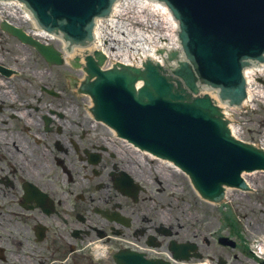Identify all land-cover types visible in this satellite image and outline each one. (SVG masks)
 <instances>
[{
	"label": "flooded vegetation",
	"instance_id": "flooded-vegetation-1",
	"mask_svg": "<svg viewBox=\"0 0 264 264\" xmlns=\"http://www.w3.org/2000/svg\"><path fill=\"white\" fill-rule=\"evenodd\" d=\"M49 71L0 79V264H119L124 253L134 264H248L207 218L185 229L159 160L71 109L65 77ZM172 241L196 243L188 251L201 258H176Z\"/></svg>",
	"mask_w": 264,
	"mask_h": 264
},
{
	"label": "water",
	"instance_id": "water-1",
	"mask_svg": "<svg viewBox=\"0 0 264 264\" xmlns=\"http://www.w3.org/2000/svg\"><path fill=\"white\" fill-rule=\"evenodd\" d=\"M30 1L45 23L52 20L50 9L55 19L67 18L71 35L81 33L97 4L106 6V0ZM171 1L186 16L189 34H183V39L192 44L190 60L178 61L170 75L150 59L143 68L117 63L103 70L100 66L106 58L96 51V58L86 56L89 76L81 91L91 94L96 118L140 149L175 162L190 174L203 197L218 202L227 186L249 188L242 173L264 169V150L231 135L234 120L228 121V113H222L211 96L197 95L199 82L240 80V54L264 48V0ZM3 29L34 45L48 61L63 62L53 45L34 40L8 23ZM177 56L172 52L170 59ZM138 80L144 81L139 89Z\"/></svg>",
	"mask_w": 264,
	"mask_h": 264
},
{
	"label": "rangeland",
	"instance_id": "rangeland-1",
	"mask_svg": "<svg viewBox=\"0 0 264 264\" xmlns=\"http://www.w3.org/2000/svg\"><path fill=\"white\" fill-rule=\"evenodd\" d=\"M0 39L4 42H1L2 45L0 46L1 59L5 58L6 62L8 63L9 61L19 64L23 63L22 66L26 68L27 75H29L30 77L32 76L36 78H42V76L44 75L48 76V66L46 65L44 59L36 52V50L23 45L18 38L13 35L6 34V32L4 33L1 28ZM34 67L37 70L33 72L31 71V69ZM70 69L71 68L68 64H63V66H55V73L57 77L61 78L62 81L64 80V74L66 72L72 73V75H75L77 73L81 74L76 71L73 72ZM260 95L261 94L258 93L256 100L253 103V107H250V111L246 115H242L241 113H239L243 118L242 121L246 122L243 125L244 129H242L240 133L241 136L246 140L250 139L256 144L264 146V98ZM70 96L73 98L74 102V104L72 105L68 99L69 107L71 109L87 105L88 97L86 95ZM155 165H153L152 167L146 166L144 167V169L149 171L150 169H153ZM161 173H163V184L166 187L165 191L169 192V194H180L184 196L183 200H179L173 203V205H181L184 211L182 210V212L176 214L173 213V215H176L180 218V221H182V226H184L185 229H193L195 226V221L198 222L201 219L207 218L212 228L219 231L223 230L225 233L234 236L233 234L235 233L232 231L231 227L228 224L229 218L230 216H232L233 218H237L238 223H240L244 241L246 238H248V240H251L249 242H252V239L256 238V235H259V232L262 231L261 229H259L261 227L259 223L264 219V212L260 211V199L262 197L257 196L255 194L256 192L244 193L242 191L234 190L235 192L231 196L233 203L231 202L227 206H221L217 208L210 203H205L200 199L198 194L197 196L196 194L193 196L189 192V190H191L192 188L190 186L187 175H184L181 172L176 171L175 169L173 170L172 168L165 166L161 168ZM252 180H254L256 184H263L262 190H264V174L252 177ZM168 201L173 202L169 198ZM168 201H165V203L167 204ZM220 211L229 212L231 214L230 216L226 215L225 217H223ZM232 224L235 225L234 222H232ZM251 231H255L256 233H253L251 235ZM236 235L239 236L238 234Z\"/></svg>",
	"mask_w": 264,
	"mask_h": 264
},
{
	"label": "bare ground",
	"instance_id": "bare-ground-1",
	"mask_svg": "<svg viewBox=\"0 0 264 264\" xmlns=\"http://www.w3.org/2000/svg\"><path fill=\"white\" fill-rule=\"evenodd\" d=\"M134 2V1H133ZM132 3V2H131ZM138 4L133 3V5H136V9H138V14L141 17L142 20L146 19V15L143 14L141 12L142 8H146V6H149L147 3H143L140 2L139 0L137 1ZM124 5L123 3H120L117 6L116 9V14L119 15L120 13H122L124 11ZM3 6L2 8L7 10V12H2L0 15V19H6V20H11L9 18V16L12 14V16L17 17L19 16L17 9H15L14 5L12 3H7V4H0V7ZM152 9L153 13H155V18L156 21L154 22V26L161 25L159 24L157 17L160 16V19L163 21V23H165V28H168L173 25L170 22V18H169V14L165 13L162 9H160L159 7H155ZM116 16V15H115ZM112 17L111 19H109V21H104L101 25V27L99 28V32H100V37L101 40L98 43L91 44V46L88 48L82 49V48H76V50L74 51L75 54L78 53L76 51H79L81 55H84V53L86 52H92L94 50V48L97 46V44L104 48V50H106L108 53H113L114 56L118 55V56H122L125 59L123 61L125 62H130L127 58V55H134V50L136 51L137 48L141 47L144 49L148 48V43L154 38V35L152 33L153 29H149L147 28V30H143L140 28H136V30H134L133 32H130V27L128 25L125 24H118L116 17ZM118 17V16H117ZM19 18L21 19V17L19 16ZM23 24V22H22ZM24 25V24H23ZM119 26V28H118ZM109 32H111L109 34ZM168 39V34L166 32L164 33H159L158 35L155 36V40H156V44L155 46H153L152 48H148V50L143 51L141 54L145 57H147L148 54H152L153 56L154 54V50L155 47L158 44H161L162 42L166 41ZM74 54V53H73ZM72 54V55H73ZM67 62H70V60L68 58H66ZM84 60V59H83ZM140 61L137 60L136 62H130V63H134L135 65H137V63ZM107 65H110V62H107L105 67ZM245 77L248 81V83L252 84L249 88V95H250V99L252 100V98L256 95H258V93H260L261 97L264 98V94H263V89H264V63H260L259 66L257 67V69L255 70H248L245 69ZM216 95V94H215ZM248 102H246L245 105H247ZM223 111L228 113V117H229V122L233 121V117L231 115V112L229 109H223ZM235 123V120L233 122V129L232 132L234 133L235 136H238V131L241 130V127H239V125ZM123 141V140H122ZM133 148V147H132ZM134 150V149H133ZM136 151V150H135ZM142 153V152H141ZM149 156V158L152 160L157 159L156 156H154L153 154L151 155L150 153L147 154ZM141 156V155H140ZM143 158V157H141ZM162 166L165 167H171L173 170L175 169L176 171H178V168L170 161L166 160V159H161ZM260 174H264V173H257L254 172L252 174V176H257ZM251 180V178H250ZM231 188L228 190V194H230ZM228 199H231V196L228 195Z\"/></svg>",
	"mask_w": 264,
	"mask_h": 264
}]
</instances>
